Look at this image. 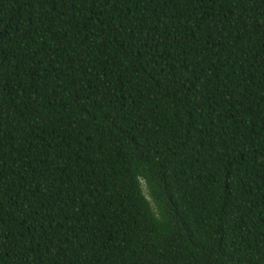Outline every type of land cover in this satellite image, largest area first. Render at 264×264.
Wrapping results in <instances>:
<instances>
[{
	"label": "trees",
	"instance_id": "trees-1",
	"mask_svg": "<svg viewBox=\"0 0 264 264\" xmlns=\"http://www.w3.org/2000/svg\"><path fill=\"white\" fill-rule=\"evenodd\" d=\"M0 264H264V0H0Z\"/></svg>",
	"mask_w": 264,
	"mask_h": 264
}]
</instances>
